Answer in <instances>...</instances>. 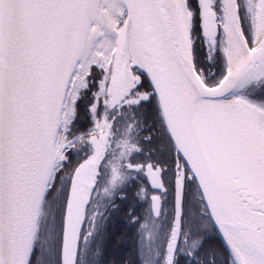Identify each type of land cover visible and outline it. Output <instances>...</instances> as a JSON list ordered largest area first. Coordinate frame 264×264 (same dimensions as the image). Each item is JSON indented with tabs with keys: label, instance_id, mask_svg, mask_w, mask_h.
Segmentation results:
<instances>
[{
	"label": "snow or ice",
	"instance_id": "obj_1",
	"mask_svg": "<svg viewBox=\"0 0 264 264\" xmlns=\"http://www.w3.org/2000/svg\"><path fill=\"white\" fill-rule=\"evenodd\" d=\"M0 264H264V0H0Z\"/></svg>",
	"mask_w": 264,
	"mask_h": 264
}]
</instances>
